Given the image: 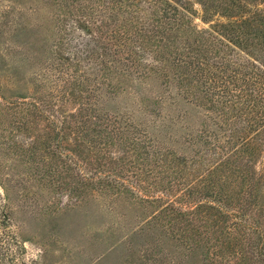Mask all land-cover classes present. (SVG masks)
<instances>
[{"label": "trees", "instance_id": "obj_1", "mask_svg": "<svg viewBox=\"0 0 264 264\" xmlns=\"http://www.w3.org/2000/svg\"><path fill=\"white\" fill-rule=\"evenodd\" d=\"M181 1L113 0L96 8L91 2L77 6L80 0H62V16L71 21V30L85 32L86 42L74 52L57 50V56L30 72L27 83L59 88L62 95L51 92L41 95L40 103L24 102L23 120L29 123L33 112L40 117L33 122H46L54 142L47 141L45 151L62 160L57 171L72 177L76 170L79 184L87 180L134 194L142 187L154 193L146 199L164 203L160 212L172 229H180L178 246L188 254L204 249V264H264V163L262 172L254 168L264 161V8L249 6L255 1L264 6V0L213 2L231 19L203 30L187 23L188 8ZM0 15V32L10 24L19 36L28 31L24 9L5 6ZM7 50L19 52L14 46ZM23 55L21 49L19 58ZM21 61L13 65L14 75L27 67ZM116 63H124L121 76L142 79L150 70L191 103L215 113V127L199 132L203 146L190 155L179 153L138 128L133 110L114 114L102 105L104 84ZM70 65L74 74L66 72ZM9 103L13 108L18 100ZM68 103L77 105L74 111L67 110ZM25 122L15 128L22 131L29 126ZM28 149L35 152L38 146ZM230 179L242 181L236 194L224 189L222 182ZM8 220L1 210L2 227Z\"/></svg>", "mask_w": 264, "mask_h": 264}, {"label": "rangeland", "instance_id": "obj_2", "mask_svg": "<svg viewBox=\"0 0 264 264\" xmlns=\"http://www.w3.org/2000/svg\"><path fill=\"white\" fill-rule=\"evenodd\" d=\"M102 1L113 0H80L77 6L91 2L100 8ZM136 1L139 0H129ZM223 1L182 0L190 17L187 23L199 30L215 23L227 25L231 18L223 15L217 5L211 6ZM261 2L249 6L264 8ZM10 5L27 13L23 22L28 31L19 36L16 26L10 24L5 33L0 32V135L5 138L0 136V213L5 210L9 215L6 226L0 224V258L4 264H204V249L188 254L178 246L180 229H172L169 218L160 212L164 203L146 199L154 193L142 187L134 194L87 180L79 184L76 170L72 177L57 171L62 160L45 151L47 141L54 142L46 122H33L36 117L40 119L33 112L28 113L30 122H25L23 104L32 100L40 103L41 95L50 97L52 92L59 96L62 92L59 88L40 87L33 80L27 83V76L36 66H44L51 56H57V50L67 52L71 48V52L87 37L81 30H71V21L62 16V0H0V10ZM132 8L138 9L137 5ZM137 15L143 16L144 12ZM1 16L0 22L4 21ZM99 24L98 21L96 26ZM97 31L96 28L99 35ZM61 38L64 42L57 46L56 40ZM8 46L19 52L14 55ZM202 46L206 48L207 44ZM21 49L24 58H19ZM19 59L27 67L14 75L11 69ZM124 68V63L113 64L104 84L102 105L106 104L114 114L133 110L138 128L149 131L160 143L179 153L190 155L202 147L199 132L207 126L215 127L211 118L215 113L205 104L191 103L178 87L168 86L163 77L150 70L143 71L146 77L137 79L136 74L134 78L121 76ZM75 69L70 65L66 72L74 74ZM12 100H18L13 108L9 103ZM68 106V111H74L77 105ZM21 122L29 126L18 131L15 125L22 126ZM32 145L38 146L35 152L28 149ZM263 163L259 159L254 164L255 171L262 172ZM238 166L246 168L244 162ZM222 184L236 194L242 181L230 179ZM74 186L81 189L75 191Z\"/></svg>", "mask_w": 264, "mask_h": 264}]
</instances>
